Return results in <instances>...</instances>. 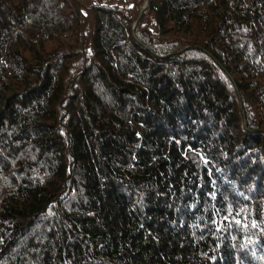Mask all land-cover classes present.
Instances as JSON below:
<instances>
[{
	"label": "trees",
	"instance_id": "16d2710c",
	"mask_svg": "<svg viewBox=\"0 0 264 264\" xmlns=\"http://www.w3.org/2000/svg\"><path fill=\"white\" fill-rule=\"evenodd\" d=\"M0 264H264V0H0Z\"/></svg>",
	"mask_w": 264,
	"mask_h": 264
},
{
	"label": "water",
	"instance_id": "95a60500",
	"mask_svg": "<svg viewBox=\"0 0 264 264\" xmlns=\"http://www.w3.org/2000/svg\"><path fill=\"white\" fill-rule=\"evenodd\" d=\"M135 24V23H134Z\"/></svg>",
	"mask_w": 264,
	"mask_h": 264
}]
</instances>
